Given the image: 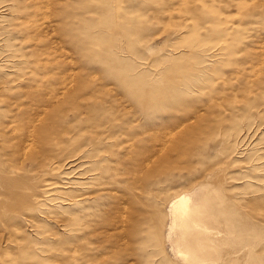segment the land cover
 Wrapping results in <instances>:
<instances>
[{"label": "rangeland", "instance_id": "obj_1", "mask_svg": "<svg viewBox=\"0 0 264 264\" xmlns=\"http://www.w3.org/2000/svg\"><path fill=\"white\" fill-rule=\"evenodd\" d=\"M0 264H264V0H0Z\"/></svg>", "mask_w": 264, "mask_h": 264}]
</instances>
